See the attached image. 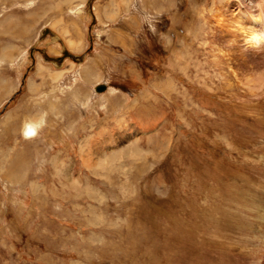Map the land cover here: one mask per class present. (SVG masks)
<instances>
[{
  "label": "rangeland",
  "instance_id": "1",
  "mask_svg": "<svg viewBox=\"0 0 264 264\" xmlns=\"http://www.w3.org/2000/svg\"><path fill=\"white\" fill-rule=\"evenodd\" d=\"M252 11L0 0L26 26L0 27V264H264V57L236 41Z\"/></svg>",
  "mask_w": 264,
  "mask_h": 264
},
{
  "label": "bare ground",
  "instance_id": "2",
  "mask_svg": "<svg viewBox=\"0 0 264 264\" xmlns=\"http://www.w3.org/2000/svg\"><path fill=\"white\" fill-rule=\"evenodd\" d=\"M244 3L248 6V9H250V11L251 10H253L252 12H251V16H250V23H247V22H244V24L242 23V22H240V21H238V22H236L237 24H236V27H237V29L239 30V32H238V30H237V36L239 37V38H237V44H240L241 46H240V49H241V54H243L244 56H246V57H249L251 60H256V59H259V58H261V56H257V55H255V54H252V53H249V52H246V51H244L243 50V40L247 37V35L249 34V32H250V30H249V28H259L260 27V23H262V24H264V8H260V7H258L257 5H264V0H244ZM244 5V4H243ZM257 7V8H256ZM250 13V12H249ZM238 16H240V15H238ZM256 18H259V22L260 23H257V20H256ZM241 26V28H239V26ZM235 27V26H234ZM235 27V28H236ZM226 34V33H225ZM236 36V35H235ZM235 41V42H236ZM71 45L73 46V43H71ZM64 52V51H63ZM69 52V51H68ZM69 57H72V58H74V55H68ZM84 58V57H83ZM57 61V60H56ZM259 61V60H258ZM54 77H56V79L55 80H58L59 79V75H56V76H54ZM52 108L54 109V107L52 106ZM39 123H37V124H30V123H28V124H26L25 125V127H24V131L27 129V136H29V137H33L34 136V138H35V134H36V131H37V134H39L38 133V131H39V127H41V126H39L38 125ZM36 129V130H35ZM29 131H31V133L32 134H28L29 133ZM28 137V139H30ZM259 204V203H258ZM259 207V206H258ZM223 217V216H222ZM220 221V220H219ZM219 221H218V223H219ZM264 226H262V228H263ZM261 229V228H260ZM264 229V228H263ZM218 262L221 264H223V262H222V259H221V257H219V260H218ZM264 262V261H263ZM218 263V264H219ZM262 264V263H261Z\"/></svg>",
  "mask_w": 264,
  "mask_h": 264
},
{
  "label": "crops",
  "instance_id": "3",
  "mask_svg": "<svg viewBox=\"0 0 264 264\" xmlns=\"http://www.w3.org/2000/svg\"><path fill=\"white\" fill-rule=\"evenodd\" d=\"M20 24H19V22H16V21L14 23H12V24H9V21L8 22L1 21L0 22V27H2L6 31H12L15 35H20V36L24 37V36H26V26L25 25L20 26ZM5 52H7V49L6 50L5 49L1 50V55L0 56L2 57L4 55H6ZM35 87L38 88V86H36V85H35ZM30 90L32 91L31 87H30ZM15 91H16V88L13 86V84H11V82H9V81L6 82L5 79L0 78V105H2V104L4 105V103L7 102V99L10 96H12V94H14ZM14 121H15L14 116L10 115L5 120V122H3V124L1 125L4 128L3 133L9 134L10 132H12L14 130V128L12 127ZM28 123L33 124L32 122H29L26 119L25 122H24L23 127H25V125L28 124ZM26 140H28V139H26ZM12 146L13 145H9L7 147H8L9 150H13V149H15V147L18 148V149L20 148L22 150L24 149L23 147H21V144L19 145L18 143L16 145H14L13 147Z\"/></svg>",
  "mask_w": 264,
  "mask_h": 264
},
{
  "label": "clouds",
  "instance_id": "4",
  "mask_svg": "<svg viewBox=\"0 0 264 264\" xmlns=\"http://www.w3.org/2000/svg\"><path fill=\"white\" fill-rule=\"evenodd\" d=\"M258 7L264 8V5H258ZM256 20L260 23L259 18ZM249 30V34L243 40V50L264 57V24L260 23L259 28H249Z\"/></svg>",
  "mask_w": 264,
  "mask_h": 264
},
{
  "label": "water",
  "instance_id": "5",
  "mask_svg": "<svg viewBox=\"0 0 264 264\" xmlns=\"http://www.w3.org/2000/svg\"><path fill=\"white\" fill-rule=\"evenodd\" d=\"M68 55H70V56H71V55H74V58L77 56V55H75V54H73V53L68 52V50H66V51H64V54H63L62 56H59V57H52V60H54V61H56V60H58V61H63L64 57H66V56H68ZM82 57H83L82 55H79L78 60H81ZM76 59H77V58H76ZM96 88H97V90H99V91H103V90L106 89V84H105L104 82L99 83V84L96 85Z\"/></svg>",
  "mask_w": 264,
  "mask_h": 264
},
{
  "label": "snow or ice",
  "instance_id": "6",
  "mask_svg": "<svg viewBox=\"0 0 264 264\" xmlns=\"http://www.w3.org/2000/svg\"><path fill=\"white\" fill-rule=\"evenodd\" d=\"M28 134H32V133H31V131H29V133H28Z\"/></svg>",
  "mask_w": 264,
  "mask_h": 264
},
{
  "label": "flooded vegetation",
  "instance_id": "7",
  "mask_svg": "<svg viewBox=\"0 0 264 264\" xmlns=\"http://www.w3.org/2000/svg\"><path fill=\"white\" fill-rule=\"evenodd\" d=\"M34 125V124H33Z\"/></svg>",
  "mask_w": 264,
  "mask_h": 264
}]
</instances>
